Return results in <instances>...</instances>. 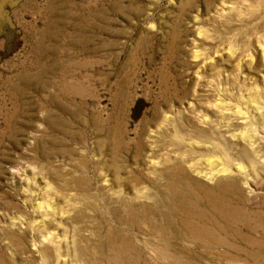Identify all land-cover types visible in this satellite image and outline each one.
<instances>
[{
	"label": "rangeland",
	"instance_id": "obj_1",
	"mask_svg": "<svg viewBox=\"0 0 264 264\" xmlns=\"http://www.w3.org/2000/svg\"><path fill=\"white\" fill-rule=\"evenodd\" d=\"M0 264H264V0L8 5Z\"/></svg>",
	"mask_w": 264,
	"mask_h": 264
},
{
	"label": "water",
	"instance_id": "obj_2",
	"mask_svg": "<svg viewBox=\"0 0 264 264\" xmlns=\"http://www.w3.org/2000/svg\"><path fill=\"white\" fill-rule=\"evenodd\" d=\"M18 2V0H0V20L4 18L6 13V7L8 5L13 6Z\"/></svg>",
	"mask_w": 264,
	"mask_h": 264
},
{
	"label": "bare ground",
	"instance_id": "obj_3",
	"mask_svg": "<svg viewBox=\"0 0 264 264\" xmlns=\"http://www.w3.org/2000/svg\"><path fill=\"white\" fill-rule=\"evenodd\" d=\"M256 139V138H255Z\"/></svg>",
	"mask_w": 264,
	"mask_h": 264
}]
</instances>
